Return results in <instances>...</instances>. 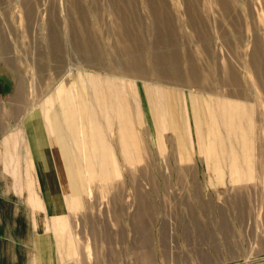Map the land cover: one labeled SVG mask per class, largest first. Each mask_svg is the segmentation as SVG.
<instances>
[{
  "label": "rangeland",
  "instance_id": "374dc122",
  "mask_svg": "<svg viewBox=\"0 0 264 264\" xmlns=\"http://www.w3.org/2000/svg\"><path fill=\"white\" fill-rule=\"evenodd\" d=\"M82 85L92 120L86 138L73 134L85 155L73 167L52 99L63 122L75 119L71 93L63 96L72 89L84 102ZM46 116L57 160L69 163L53 189L57 179L62 188L86 184L80 195L61 193L66 202L53 196L64 215L46 210L36 168L25 167V158L37 163L31 138L35 149L43 140L52 163ZM30 182L42 207L27 202ZM44 258L264 264V0H0V264Z\"/></svg>",
  "mask_w": 264,
  "mask_h": 264
},
{
  "label": "crops",
  "instance_id": "0c3cea01",
  "mask_svg": "<svg viewBox=\"0 0 264 264\" xmlns=\"http://www.w3.org/2000/svg\"><path fill=\"white\" fill-rule=\"evenodd\" d=\"M124 85V84H123ZM82 88L85 90V99H84V102H81V99L80 98H76V97H78V94H77V96H74L75 95V93H74V90H72L71 89V91L69 90V91H67L64 95L65 96H63V97H66L69 93H71L70 94V97H68V98H70V107H69V110H71V111H74L75 110V112H76V114H77V117L74 119L73 117L72 118H70V119H67L66 118V121H64L63 122V116H61V114H60V107H61V105L60 106H57L56 104H55V100L54 99H52V102H53V108H54V110H57L58 112H59V121H60V124H59V126H60V128H61V131H60V134H61V138H62V141H63V143L65 144V146H66V151H67V155H68V158L70 159V161H71V166H73L74 167V164L72 163L73 162V157L74 158H76L75 156H76V154L78 155V153H79V155L80 154H83V158H84V161H82V162H84V164H85V155H84V153L83 152H81L80 153V151H78V150H74L73 149V145H74V142H73V140H72V138H73V134L76 132V133H78V139H79V137H81V139H82V137H83V135L85 136V138H86V132H87V128L90 126L89 124H88V122L90 123L91 121L90 120H92V119H90V114L88 115L87 114V109L88 108H86V106H85V103H86V99H87V87H85V85H82ZM114 90H115V99L114 100H116V102L117 103H119L120 102V98H121V96L119 95V93H118V91L117 90H120L119 89V86H116V84H114V88H113ZM79 90V89H78ZM124 90H125V101H126V103H127V93L129 94V92H127V90H126V88H125V86H124ZM69 92V93H68ZM117 93H118V96H117ZM80 97V96H79ZM67 98V97H66ZM65 98V99H66ZM65 99H63V102H64V100ZM54 100V101H53ZM78 100V101H77ZM190 100H191V103H192V106L194 107H192V109H194V110H196V106H194L193 105V103L194 102H196V99L193 97V95H191L190 96ZM122 101V100H121ZM81 105H83V106H81ZM154 105V104H153ZM127 106H128V112H129V105H128V103H127ZM167 108H166V110H164V116H166L167 117V121L169 120V122H170V126H172V127H174L175 125H176V119L174 118V112H173V104L171 103V102H169V104H167ZM81 112H82V115H81ZM152 114L154 115V116H156V114H157V110L155 109V108H152ZM69 116H74L73 114L72 115H69ZM128 116H129V113H128ZM127 116V117H128ZM30 117V115L28 114L27 115V118H26V120H27V128H28V133L31 135L30 137H32V134H33V132H30L31 130L33 131L34 130V128H35V125H36V123H37V121H36V115L35 116H33L34 118L32 119H30V120H28V118ZM80 120L81 121V124H77V122L75 121V120ZM107 119V118H106ZM105 118H104V121L103 122H105L104 124V126L105 127H103V126H101L102 128H103V130H105V128H107L108 129V126H109V128H111L112 127V124H110L109 122L111 121L109 118L106 120ZM126 119V118H125ZM43 120V119H42ZM65 120V119H64ZM70 120V121H69ZM99 120V119H98ZM69 121V122H68ZM129 121V120H128ZM45 122H47L48 123V126H49V130H47V131H49V133H52L53 134V136H54V139L52 140V142H53V149L51 150V154H52V163H51V158H50V152H48V150H47V148L45 147L46 146V144H44V142H43V140H41V143L39 142V144H38V146H37V148L35 149V147H34V145H33V140H32V138H31V140L29 141V143H28V146L31 148V151H30V153H31V155L34 153V157H35V159H36V161H37V163H36V165L34 166L33 165V163H32V160L31 159H29V160H26V152L24 151V158H25V161H26V163H25V167L27 168V169H31L32 170V168L33 167H35L36 168V173H37V178H38V180L40 181V185H41V190H42V192H43V201H45V207H46V210L50 213L52 210V213L51 214H53V215H55V214H58V215H64V212H65V210L67 209V206H66V204H65V210L64 209H62V210H58V208L56 207V205L54 206V204H53V200L55 199L53 196L54 195H56V194H58L59 193V195H57L58 197H56V199L57 200H59L61 197H60V194L62 193V195L63 194H65V192H67V193H78V195H80V193L84 190L83 188H86V184H82V183H78L77 181H76V183H75V185H74V183H73V186H75V188L77 187V190L75 189V188H69V187H67L66 185H65V188H62V185L64 184V183H61V181L59 180V179H57V183L59 182L61 185L59 186L58 185V187H60L61 189H60V191L59 190H57V189H53V186H54V181L53 180H56V177H59V175H61V173L59 172V169H58V166L59 167H61V163L60 164H58V160H57V147H56V144H57V142H56V135L52 132V130H51V128H50V124H49V122H48V120H47V116H46V118H45ZM168 122V123H169ZM68 123L70 124L69 125V128H70V130L68 129ZM74 123H76V124H74ZM84 123V124H83ZM99 124V123H98ZM29 126V127H28ZM47 126V125H46ZM119 127V126H118ZM93 130V129H97V131H98V126L97 127H90V130ZM103 130H102V132H103ZM22 133H23V136H25L26 134L23 132L24 130H23V126H22ZM20 131V132H21ZM86 131V132H85ZM97 131H94V133H92L91 131V136L93 137V136H95V133L97 132ZM102 132H101V134H102ZM22 133L19 135L20 137H19V139H21V137H22ZM104 133V132H103ZM99 134L98 135V137H97V141H98V143H99V141H100V139L102 140V142H103V145H104V147H105V145L107 146V148H108V154H109V152L111 153V155H113V157H114V159H115V156H114V149H113V147L112 146H110L106 141H105V139H104V134ZM119 134V133H118ZM51 135V134H50ZM88 135V134H87ZM126 136H129V137H127V138H125V140L127 139V141L129 142V152H126V149H125V152H126V154H125V157H126V159H127V161L128 162H132L135 158H136V156H135V154H134V151L135 150H133V151H131V140H132V138H131V136H130V134H126L125 135V137ZM23 138V137H22ZM84 138V137H83ZM70 140L72 141V145H70ZM93 140H94V138H93ZM79 141V140H78ZM84 144L85 145H87V143H86V140L84 139ZM128 142H127V144H128ZM32 145V146H31ZM85 145H83V147L85 146ZM122 146V145H121ZM43 147H45L46 148V150H47V153H48V159H49V163H50V165H49V169L51 170V175H52V179H47V177H45L44 176V173L42 174V172H43V169H40L39 168V162H38V160H37V154L38 153H40V149L41 148H43ZM86 147V146H85ZM87 148V147H86ZM85 148V149H86ZM126 148V147H125ZM85 149H84V151H85ZM82 150H83V148H82ZM19 151H15V153L14 154H17L16 156L18 157V153ZM73 152H75V153H73ZM78 152V153H77ZM72 153H73V155H72ZM104 154V153H103ZM134 154V155H133ZM17 157H15L16 158V160H17ZM106 158H107V155H106ZM10 160L13 162L14 160H12L11 158H10ZM98 161H99V159H98ZM11 163V162H10ZM103 163H106V161H105V158L103 159ZM115 163H116V171H117V169H118V166H117V161H116V159H115ZM84 164H82V165H79V166H76V167H82L83 168V166H84ZM103 167H106L105 165L103 166ZM45 170V169H44ZM51 175H50V177H51ZM49 177V178H50ZM52 180V181H51ZM31 185H32V182H30L29 184H28V188H29V194H28V197H27V202L29 203V205H31L33 208H38V207H42V200H41V198H40V196L35 192V191H33L32 189H30L31 188ZM51 188V189H50ZM66 189V190H65ZM54 194H53V193ZM67 195V194H66ZM65 196V195H64ZM68 197V196H67ZM66 198V197H65ZM64 202H66L67 200L66 199H63V198H61ZM59 203H60V200H59ZM57 209H56V208ZM68 210V209H67ZM54 212V213H53ZM40 237L41 236H39V235H35L34 237H33V241L34 242H36V241H38L39 239H40ZM43 237V236H42ZM41 237V238H42ZM43 240H44V242H47L46 240H45V237H43ZM36 253H37V249H36ZM39 258V257H38ZM38 262L36 263V264H42V263H46V264H49V260H47V259H43V260H37Z\"/></svg>",
  "mask_w": 264,
  "mask_h": 264
},
{
  "label": "bare ground",
  "instance_id": "6f19581e",
  "mask_svg": "<svg viewBox=\"0 0 264 264\" xmlns=\"http://www.w3.org/2000/svg\"><path fill=\"white\" fill-rule=\"evenodd\" d=\"M57 119L56 118H54L53 119V124H54V128H55V130L56 131H58V125H57ZM57 144H59L58 142H57ZM63 146V145H62ZM57 147H58V145H57ZM65 147V146H64ZM64 147H63V149H64ZM40 156L42 157V159H43V161L45 162L44 164H45V170L46 171H48L49 172V175L51 174L50 172H51V170L49 169V165H50V163H49V159H48V153H47V150H46V148L45 147H43V148H41L40 150ZM61 163V168H62V171H63V169H64V171L66 172V165L67 164H69L67 161H64V160H58V164H60ZM107 163V162H106ZM60 166V165H59ZM52 176V175H51ZM64 176H65V179H66V184L68 185L69 183H70V181H67L68 179H70V175L69 174H66V173H64ZM70 186V185H69Z\"/></svg>",
  "mask_w": 264,
  "mask_h": 264
}]
</instances>
